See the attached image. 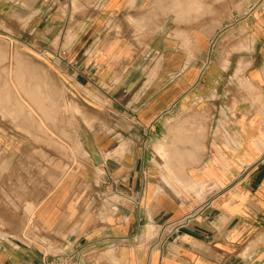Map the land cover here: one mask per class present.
<instances>
[{"label":"crops","instance_id":"crops-1","mask_svg":"<svg viewBox=\"0 0 264 264\" xmlns=\"http://www.w3.org/2000/svg\"><path fill=\"white\" fill-rule=\"evenodd\" d=\"M75 249L264 264V0H0V264Z\"/></svg>","mask_w":264,"mask_h":264},{"label":"built area","instance_id":"built-area-1","mask_svg":"<svg viewBox=\"0 0 264 264\" xmlns=\"http://www.w3.org/2000/svg\"><path fill=\"white\" fill-rule=\"evenodd\" d=\"M115 194L121 196L115 190ZM196 215L191 212L184 215L181 218L166 221L160 227L159 231H156L155 228H149L141 235L134 236L132 238L133 242L137 246H146L152 248L157 244H163L169 239L175 240L178 237V234L181 229L186 227ZM77 254L78 250L68 251V252H59L54 255H43V264H77Z\"/></svg>","mask_w":264,"mask_h":264},{"label":"rangeland","instance_id":"rangeland-1","mask_svg":"<svg viewBox=\"0 0 264 264\" xmlns=\"http://www.w3.org/2000/svg\"><path fill=\"white\" fill-rule=\"evenodd\" d=\"M231 4H232V3H231ZM60 86H61V88H63L62 85H60ZM65 97H66V95L64 94V90H63V91H61V99L65 98ZM44 134H45V135H51V129H50V128H49V129L46 128V129L44 130ZM62 147H63V146H61V153H63V150H64V149H65L64 152L67 153V148H68L67 144H65V146L63 147L64 149H63ZM65 153H64V154H65ZM76 154H77V152H76ZM65 155H66V154H65Z\"/></svg>","mask_w":264,"mask_h":264},{"label":"bare ground","instance_id":"bare-ground-1","mask_svg":"<svg viewBox=\"0 0 264 264\" xmlns=\"http://www.w3.org/2000/svg\"><path fill=\"white\" fill-rule=\"evenodd\" d=\"M23 66V65H22ZM26 68V67H25ZM37 77V76H36ZM40 79V78H39ZM42 80V79H41ZM39 90V89H38ZM37 91V90H36ZM46 96V95H45ZM54 97V96H53ZM51 101V100H50ZM56 105V104H55ZM198 121V120H197ZM198 128V127H197ZM195 129V128H194ZM204 130V129H203ZM163 152V151H162ZM163 154V153H162ZM167 157V156H166ZM164 158V157H163ZM165 161V160H164Z\"/></svg>","mask_w":264,"mask_h":264}]
</instances>
